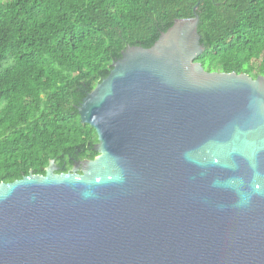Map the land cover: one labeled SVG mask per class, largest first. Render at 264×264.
Listing matches in <instances>:
<instances>
[{
    "label": "water",
    "instance_id": "95a60500",
    "mask_svg": "<svg viewBox=\"0 0 264 264\" xmlns=\"http://www.w3.org/2000/svg\"><path fill=\"white\" fill-rule=\"evenodd\" d=\"M198 4L82 99L93 159L0 182V264H264V76L195 62Z\"/></svg>",
    "mask_w": 264,
    "mask_h": 264
},
{
    "label": "trees",
    "instance_id": "16d2710c",
    "mask_svg": "<svg viewBox=\"0 0 264 264\" xmlns=\"http://www.w3.org/2000/svg\"><path fill=\"white\" fill-rule=\"evenodd\" d=\"M198 0H0V182L97 153L77 107L127 47L149 48ZM206 72L264 76V0H199Z\"/></svg>",
    "mask_w": 264,
    "mask_h": 264
}]
</instances>
